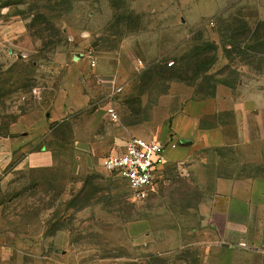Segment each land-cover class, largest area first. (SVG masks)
<instances>
[{"label": "rangeland", "instance_id": "rangeland-1", "mask_svg": "<svg viewBox=\"0 0 264 264\" xmlns=\"http://www.w3.org/2000/svg\"><path fill=\"white\" fill-rule=\"evenodd\" d=\"M3 2L0 264L162 262L135 236L141 227L131 230L150 218L167 227L166 263L189 264L196 254L174 244L180 216L160 217L180 211L188 226V202L210 190L174 168L138 201L101 163L120 154L132 132L159 125L188 98L218 85L264 84V49L222 44L237 22L253 28L264 21V0ZM205 44L216 48L211 64L212 50L198 57ZM80 94L89 97L85 108L73 104ZM40 149L47 165L18 167Z\"/></svg>", "mask_w": 264, "mask_h": 264}, {"label": "crops", "instance_id": "crops-1", "mask_svg": "<svg viewBox=\"0 0 264 264\" xmlns=\"http://www.w3.org/2000/svg\"><path fill=\"white\" fill-rule=\"evenodd\" d=\"M80 96L73 104L87 107L89 97ZM132 135L175 142L178 146L170 151L162 173L181 168L194 177L197 188L210 190L197 201L188 202L190 207L184 211L188 212V226H184L180 211L172 218L160 217L178 220L180 216L181 224L172 228L177 231L174 244L196 254L189 264H264L262 82L218 85L207 95L178 104L159 125ZM48 159V152L40 149L22 158L18 167L37 168L47 165ZM152 219L135 222L131 230L141 227L143 233L135 236H142V243L154 248L151 252L161 259L160 264H167L164 255H169L170 243L163 232L167 227H156Z\"/></svg>", "mask_w": 264, "mask_h": 264}, {"label": "built area", "instance_id": "built-area-1", "mask_svg": "<svg viewBox=\"0 0 264 264\" xmlns=\"http://www.w3.org/2000/svg\"><path fill=\"white\" fill-rule=\"evenodd\" d=\"M106 114L116 119L112 108H108ZM176 146L175 142L131 137L125 142L122 152L104 158L101 167L107 174L123 181L133 199L141 201L161 175L166 155Z\"/></svg>", "mask_w": 264, "mask_h": 264}, {"label": "trees", "instance_id": "trees-1", "mask_svg": "<svg viewBox=\"0 0 264 264\" xmlns=\"http://www.w3.org/2000/svg\"><path fill=\"white\" fill-rule=\"evenodd\" d=\"M4 0H0V3L3 5ZM240 24L239 27L235 28L231 35L227 37V41L223 40L222 44L224 46L233 47L234 49H239V47L247 45L252 42L253 46L261 47L264 49V21H257L253 28H249L246 22H237ZM204 49H200L198 53V57L202 60L205 59L206 55H208L209 50H212L213 55L210 60H207L209 64H211L215 57L216 48L212 44H205ZM249 47V46H248ZM245 47V49H249ZM209 59V58H208ZM158 261V260H157ZM161 262L153 263L160 264Z\"/></svg>", "mask_w": 264, "mask_h": 264}, {"label": "water", "instance_id": "water-1", "mask_svg": "<svg viewBox=\"0 0 264 264\" xmlns=\"http://www.w3.org/2000/svg\"><path fill=\"white\" fill-rule=\"evenodd\" d=\"M180 144H182V142H180Z\"/></svg>", "mask_w": 264, "mask_h": 264}]
</instances>
